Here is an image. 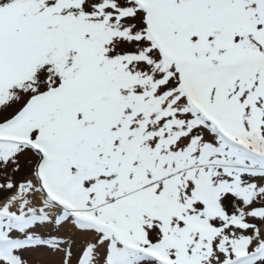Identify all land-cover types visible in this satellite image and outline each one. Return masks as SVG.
I'll list each match as a JSON object with an SVG mask.
<instances>
[{
	"label": "rangeland",
	"instance_id": "374dc122",
	"mask_svg": "<svg viewBox=\"0 0 264 264\" xmlns=\"http://www.w3.org/2000/svg\"><path fill=\"white\" fill-rule=\"evenodd\" d=\"M25 184L106 264H264V0H0V203Z\"/></svg>",
	"mask_w": 264,
	"mask_h": 264
},
{
	"label": "bare ground",
	"instance_id": "6f19581e",
	"mask_svg": "<svg viewBox=\"0 0 264 264\" xmlns=\"http://www.w3.org/2000/svg\"><path fill=\"white\" fill-rule=\"evenodd\" d=\"M136 66L131 68L135 69ZM139 69L141 65H138ZM152 101L153 105L160 103L154 98ZM25 187L30 192L28 198L19 188L0 203V264H83L88 255L83 253V249L94 241L95 244L100 242V246L93 252L94 255L106 264L113 246L118 244L113 233L109 232L107 235V231L104 241L101 238L98 240V235L92 229L78 222L62 224L59 227L61 212L58 207L49 202L42 193H36L34 187L26 184ZM131 191L136 193V188L125 191L126 198ZM33 195L36 200L32 199ZM33 217L39 220L30 221ZM22 220L24 223L21 226ZM261 227L264 228V223ZM106 242L109 243L107 250L102 249ZM122 248V244L118 245L119 250ZM258 261L263 262L262 259Z\"/></svg>",
	"mask_w": 264,
	"mask_h": 264
}]
</instances>
